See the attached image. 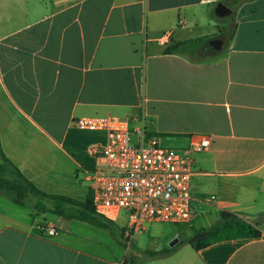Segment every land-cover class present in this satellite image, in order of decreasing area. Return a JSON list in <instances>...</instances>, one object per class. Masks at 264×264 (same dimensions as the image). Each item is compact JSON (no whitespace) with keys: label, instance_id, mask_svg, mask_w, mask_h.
Wrapping results in <instances>:
<instances>
[{"label":"crops","instance_id":"crops-1","mask_svg":"<svg viewBox=\"0 0 264 264\" xmlns=\"http://www.w3.org/2000/svg\"><path fill=\"white\" fill-rule=\"evenodd\" d=\"M219 2L238 13L221 51L165 52L199 37L210 47ZM226 2L0 0V143L41 189L86 199L99 164L91 147L106 134L78 127L81 116L128 119L177 149L211 139L194 155L202 222L194 204L181 224L131 226L126 216L119 225L122 211L116 235L81 220L65 228V216L12 207L0 193V264H264V0ZM224 210L258 221L262 235L200 250L184 243ZM38 223L58 233L41 235Z\"/></svg>","mask_w":264,"mask_h":264},{"label":"built area","instance_id":"built-area-1","mask_svg":"<svg viewBox=\"0 0 264 264\" xmlns=\"http://www.w3.org/2000/svg\"><path fill=\"white\" fill-rule=\"evenodd\" d=\"M159 42L164 44L166 39L162 37ZM76 125L106 134L103 144L92 145L91 152L99 164L87 172L99 215L115 220L126 211L131 226L147 222L181 224L194 218V155L210 146V137L177 149L161 145L160 139L149 136L143 128H132L130 120L118 116H81ZM36 231L44 236L58 233L50 223H38Z\"/></svg>","mask_w":264,"mask_h":264},{"label":"trees","instance_id":"trees-1","mask_svg":"<svg viewBox=\"0 0 264 264\" xmlns=\"http://www.w3.org/2000/svg\"><path fill=\"white\" fill-rule=\"evenodd\" d=\"M226 3V0H224ZM235 24H232L234 31ZM225 40L223 32L217 35ZM203 37L176 41L169 45L166 53H184L195 51ZM0 193L20 206L37 209L40 212H50L59 216L88 222L92 225L109 229L116 235L115 222L112 219L99 215L93 204L92 192L84 200H79L68 195L49 193L38 187L30 180L21 169L13 163L4 153L0 143ZM36 198L48 199L47 203H39ZM262 230L258 221L252 222L240 214L222 211L219 219L211 226L196 227L194 234L184 243L190 244L194 249L200 250L215 242L236 238H258ZM118 242H121L118 239ZM173 250L166 249L152 255H167ZM124 264H136L135 259H126Z\"/></svg>","mask_w":264,"mask_h":264},{"label":"rangeland","instance_id":"rangeland-1","mask_svg":"<svg viewBox=\"0 0 264 264\" xmlns=\"http://www.w3.org/2000/svg\"><path fill=\"white\" fill-rule=\"evenodd\" d=\"M227 3V2H226ZM228 4V3H227ZM228 8L232 11V13L231 14H228V15H226V16H223V17H219V16H216V19L218 20V24L221 26V28L219 29H216V31H217V33L214 35V38L213 39H215V38H219L217 35L218 34H220L221 32H223V35H224V38H225V40H227L228 39V37L232 34V32H233V30H232V26H231V24H230V22L231 23H233L234 21H235V19L238 17V13H237V7L235 6V5H233V4H231V5H229L228 4ZM229 24V25H228ZM221 38V37H220ZM201 45V43L198 45V46H200ZM225 47H226V45H225ZM194 53L196 54V52L194 51ZM132 128H134V125H132ZM133 138L135 139V135H133ZM161 145H163V146H165V147H173V148H175V146H173V145H170V144H167V143H162L161 142ZM37 202H39V203H47L46 201H48V199H45V198H36L35 199ZM11 201V200H10ZM12 202V201H11ZM10 202V203H11ZM194 204H195V208H196V211H198L199 212V214H198V219L196 220V222L197 223H199V222H202V216H203V214L202 213H205L204 211L205 210H203V212H200V207H198L197 205V202L195 203L194 202ZM205 207H207L208 209H211L212 208V206L210 205V202H207V204H205L204 205ZM12 207H15V208H20V206H18V204L16 205L15 203H13L12 202ZM27 208H29V207H27ZM204 209H206V208H204ZM126 216H127V213H126V211H123L122 213H121V215H120V217H119V219H118V224L120 225V224H123V223H125V221H126ZM38 217V219H42V216L41 215H38L37 216ZM50 217L51 218H53V219H55L56 217L55 216H53V215H50ZM62 221H63V226H65V228L67 227V225H66V221L67 222H70V223H72V222H74V223H76V222H78L79 220H76V219H70V218H66V217H62ZM120 240V239H119ZM119 244L122 246V244H121V242H119Z\"/></svg>","mask_w":264,"mask_h":264},{"label":"water","instance_id":"water-1","mask_svg":"<svg viewBox=\"0 0 264 264\" xmlns=\"http://www.w3.org/2000/svg\"><path fill=\"white\" fill-rule=\"evenodd\" d=\"M216 13L219 17H223L230 14L231 10L225 4L219 2L217 4ZM223 45H224V40L222 38H215L210 43L209 52L211 54L218 53L219 51H221Z\"/></svg>","mask_w":264,"mask_h":264},{"label":"flooded vegetation","instance_id":"flooded-vegetation-1","mask_svg":"<svg viewBox=\"0 0 264 264\" xmlns=\"http://www.w3.org/2000/svg\"><path fill=\"white\" fill-rule=\"evenodd\" d=\"M208 48L210 49V47H208V45L203 44V45L198 46V47H197V50H199L200 52H201V51L204 52V51H207V50L209 51Z\"/></svg>","mask_w":264,"mask_h":264}]
</instances>
